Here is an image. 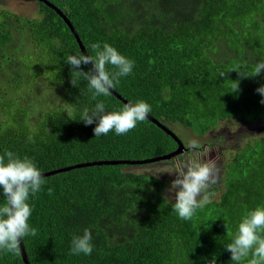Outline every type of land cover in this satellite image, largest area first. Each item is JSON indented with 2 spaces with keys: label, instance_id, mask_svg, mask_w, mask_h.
Masks as SVG:
<instances>
[{
  "label": "trees",
  "instance_id": "1",
  "mask_svg": "<svg viewBox=\"0 0 264 264\" xmlns=\"http://www.w3.org/2000/svg\"><path fill=\"white\" fill-rule=\"evenodd\" d=\"M35 1L36 19L0 10V84H17L0 89V155L7 149L27 156L42 174L174 151L176 142L148 119L127 134L113 130L99 137L96 123L80 121L83 109L99 101L106 112L125 104L112 93L93 99L82 76L72 85L66 57L83 53L57 12ZM47 1L67 16L87 54L95 55L92 43H108L134 61L132 73L113 90L132 104L148 103L149 115L166 126L180 123L204 136L225 121L264 123V97L256 91L264 72L254 73L264 61V0ZM20 44L31 61L17 60ZM78 70L91 69L82 64ZM38 79L57 92L41 102L40 117L30 102ZM229 163L227 186L213 203L221 216L211 221L201 219L207 205L191 220L180 219L165 199L168 181L128 170L140 166H93L45 178L27 201L28 222L37 229L22 240L30 264H234L225 250L233 238L221 220L227 211L236 233L246 212L264 207V136L246 141ZM85 228L92 232V254L69 255L72 237ZM0 264H24L21 249L18 255L0 251Z\"/></svg>",
  "mask_w": 264,
  "mask_h": 264
},
{
  "label": "clouds",
  "instance_id": "2",
  "mask_svg": "<svg viewBox=\"0 0 264 264\" xmlns=\"http://www.w3.org/2000/svg\"><path fill=\"white\" fill-rule=\"evenodd\" d=\"M90 48L95 55L81 54L68 55L66 63L71 66V83L76 86L77 78L83 77L87 82V88L93 93V99L99 96H110V89H114L121 77L132 73L134 61L121 55L108 43L102 46L100 43H92ZM91 63L93 68L88 72L80 69V66ZM112 66L109 71L107 66ZM264 72V61L254 66L255 76ZM242 78L247 76L239 73ZM239 84L237 86L238 90ZM264 97V85L256 89ZM260 103L264 105V99ZM151 112V106L143 100L135 104H125L119 111L106 112L103 101L89 109L85 107L80 115V121L85 126L96 123L93 129L94 136L107 135L110 131L116 135H124L137 126L138 122H144ZM71 115V113H68ZM32 142V137H28ZM199 144L196 140H190L187 149L194 151ZM175 179L168 190L174 192L175 203L172 205L180 219L191 220L197 209L203 208L211 202L215 195L210 188L218 182V169L215 159L187 160L178 157L175 162ZM171 173V172H169ZM45 178L35 162L27 156L21 158L12 151L5 149L0 155V188L3 189V201L0 205V251L18 255L20 241L26 236H36L37 229L29 224L32 207L27 202L31 196L41 191ZM48 194H52L49 189ZM168 197H165V199ZM227 233L230 231L228 223L225 225ZM264 207H257L246 212L238 224L237 231L231 243L225 250L231 253V261L234 264L251 254L248 264H264ZM92 232L85 228L82 235H74L71 241L69 255H91L93 252Z\"/></svg>",
  "mask_w": 264,
  "mask_h": 264
},
{
  "label": "rangeland",
  "instance_id": "3",
  "mask_svg": "<svg viewBox=\"0 0 264 264\" xmlns=\"http://www.w3.org/2000/svg\"><path fill=\"white\" fill-rule=\"evenodd\" d=\"M0 10H7L13 15H19L23 18L36 19L39 16V6L35 0H0ZM21 38L19 36L16 39L18 45V40ZM22 47L20 44L16 47L17 51V60H22L24 63L31 61V55L25 51H19V48ZM37 85V91L33 94V97L30 98L32 101V112L36 117H40V111L42 108L41 102L45 100L48 96H51V100L57 96V92L54 88L48 86L47 80L38 79L35 81ZM16 83L12 84H0V89L7 91L10 88H15ZM29 91V88L26 89V92ZM25 91L19 94V98H24ZM168 128L173 131L176 136L185 144L187 147L190 140H196L199 144L198 149L191 151L188 150L183 155L179 156L185 160L189 158H194L198 160L203 159H215L218 169V182L210 188L211 192H214L215 195L211 198V202L207 204L202 209L201 219L214 220L215 217L221 216L219 212L215 210L214 202L219 199L220 195L225 191L227 186V172L229 165L236 154L244 147L246 141L256 139L258 137L264 136V123L261 124H244L238 121H225L216 125V127L210 131L208 134L202 136L198 131L186 128L180 123H168ZM176 159L170 161L158 162L152 165L140 166V167H131L128 169L130 172H136L138 174H148L154 175L168 181L166 185L165 197L169 202L175 203L174 192L171 194L168 190L171 187L172 181L175 179V162ZM234 163L232 164V167ZM231 167V168H232ZM171 172V173H169ZM226 184V186H225ZM223 210L226 211L225 208ZM222 214V213H221ZM237 217L233 214L232 218ZM222 224L228 223L230 226L232 224L230 220V214L226 211L222 216ZM236 225V222L235 224ZM229 237H234L235 232L231 229L228 232ZM251 259V254L248 258L241 260L245 264H248V260Z\"/></svg>",
  "mask_w": 264,
  "mask_h": 264
},
{
  "label": "water",
  "instance_id": "4",
  "mask_svg": "<svg viewBox=\"0 0 264 264\" xmlns=\"http://www.w3.org/2000/svg\"><path fill=\"white\" fill-rule=\"evenodd\" d=\"M37 1L44 3L47 7L51 8L57 12V14L64 20V22L68 25V27L72 31L82 53L87 55L86 48L83 45L81 38L79 37L77 31L75 30V28L73 27V25L71 24V22L69 21L67 16L61 10H59L57 7H55L53 4L49 3L47 0H37ZM88 66L90 69L93 68V65L91 63H89ZM110 91L117 99H119L124 104L130 103L128 100H126L121 95H119L115 90L110 89ZM146 119H148L150 122L157 125L160 129H162L168 136H170L176 142L177 148L174 151H172L171 153L166 154V155L157 156V157L150 158V159H143V160H111V161H96V162L82 163V164H78L75 166H68V167L49 171L47 173H42V176L44 178H48V177H52V176H55L58 174L70 172V171H73L75 169H82V168H88V167H93V166H126V165L147 166V165H152V164H155L158 162H164V161H170L172 159H176L188 151L185 144L176 136V134L173 131H171L168 128V126H166L165 124H163L159 120L153 118L149 114H148V117ZM20 249H21V255H22L24 264H30L28 256H27L26 248H25L22 240L20 241Z\"/></svg>",
  "mask_w": 264,
  "mask_h": 264
},
{
  "label": "built area",
  "instance_id": "5",
  "mask_svg": "<svg viewBox=\"0 0 264 264\" xmlns=\"http://www.w3.org/2000/svg\"><path fill=\"white\" fill-rule=\"evenodd\" d=\"M207 264H218L217 261L213 260V261H208Z\"/></svg>",
  "mask_w": 264,
  "mask_h": 264
}]
</instances>
